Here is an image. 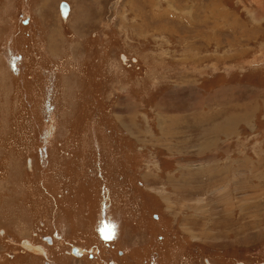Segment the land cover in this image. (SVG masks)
<instances>
[{
	"label": "rangeland",
	"instance_id": "obj_1",
	"mask_svg": "<svg viewBox=\"0 0 264 264\" xmlns=\"http://www.w3.org/2000/svg\"><path fill=\"white\" fill-rule=\"evenodd\" d=\"M0 264H264V0H0Z\"/></svg>",
	"mask_w": 264,
	"mask_h": 264
},
{
	"label": "water",
	"instance_id": "obj_2",
	"mask_svg": "<svg viewBox=\"0 0 264 264\" xmlns=\"http://www.w3.org/2000/svg\"><path fill=\"white\" fill-rule=\"evenodd\" d=\"M60 8L62 9V11H63V15L64 16H66L67 15V13H68V10H69V4L68 3H66L65 1H63L62 3H61V6H60ZM47 240H49L50 241V237H47ZM73 253H75V254H77L78 253V250H77V248L76 247H74L73 248Z\"/></svg>",
	"mask_w": 264,
	"mask_h": 264
},
{
	"label": "bare ground",
	"instance_id": "obj_3",
	"mask_svg": "<svg viewBox=\"0 0 264 264\" xmlns=\"http://www.w3.org/2000/svg\"><path fill=\"white\" fill-rule=\"evenodd\" d=\"M66 2V1H65ZM67 3V2H66ZM69 10H70V4H69ZM69 10H68V13H67V15L66 16H68V14H69ZM61 11H62V9H61ZM62 14H63V11H62ZM64 16V15H63ZM66 16H64V17H66ZM51 241V240H50ZM49 241V242H50ZM37 250H39V249H37Z\"/></svg>",
	"mask_w": 264,
	"mask_h": 264
}]
</instances>
